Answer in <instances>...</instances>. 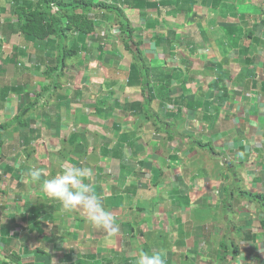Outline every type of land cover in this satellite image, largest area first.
Segmentation results:
<instances>
[{
  "label": "crops",
  "instance_id": "0c3cea01",
  "mask_svg": "<svg viewBox=\"0 0 264 264\" xmlns=\"http://www.w3.org/2000/svg\"><path fill=\"white\" fill-rule=\"evenodd\" d=\"M13 1L0 0V264H136L141 249L166 264H264V0H95L115 12L92 15L71 58L24 35ZM117 9L143 41L138 74ZM50 65L63 81L45 98ZM70 164L91 170L117 233L41 190Z\"/></svg>",
  "mask_w": 264,
  "mask_h": 264
},
{
  "label": "trees",
  "instance_id": "16d2710c",
  "mask_svg": "<svg viewBox=\"0 0 264 264\" xmlns=\"http://www.w3.org/2000/svg\"><path fill=\"white\" fill-rule=\"evenodd\" d=\"M94 1L14 0L13 4L16 6V14L20 19V31L24 35L37 41L51 40L54 43L55 50L58 49V55L71 58L77 56L79 49L75 46L68 47L69 40L75 39L79 35L92 36L96 33L98 23L92 15H96L101 10L107 13L115 12V7L112 4L106 2L95 3ZM116 16L120 19L124 28V30L120 28L122 41L124 42L122 43L132 56L133 62L130 70L132 73L138 74L146 62V57L140 48L143 41H133V36L125 29H129L130 23L125 22L126 19L121 10H116ZM130 41L133 43L131 44ZM61 64H63L62 61ZM44 91L43 88L42 92ZM172 93L173 90H170L168 93L169 98ZM40 95L42 94H38V96ZM154 97L156 96H149L152 99ZM148 101L151 103L152 100ZM138 107L142 109V104H137L136 108ZM27 116L28 113L24 109L14 118L15 121L13 122L19 126L24 125L25 121L28 120ZM0 128H4V126L2 125Z\"/></svg>",
  "mask_w": 264,
  "mask_h": 264
},
{
  "label": "clouds",
  "instance_id": "9594fccd",
  "mask_svg": "<svg viewBox=\"0 0 264 264\" xmlns=\"http://www.w3.org/2000/svg\"><path fill=\"white\" fill-rule=\"evenodd\" d=\"M91 170L87 167L70 164L51 178L43 179L41 190L50 199L60 203L66 211L82 210L88 222L105 234H115L119 225L112 212L107 210L102 197L97 194L90 182ZM26 175L33 182H40L44 170L33 167ZM136 264H166L165 257L159 252H148L141 249Z\"/></svg>",
  "mask_w": 264,
  "mask_h": 264
},
{
  "label": "rangeland",
  "instance_id": "374dc122",
  "mask_svg": "<svg viewBox=\"0 0 264 264\" xmlns=\"http://www.w3.org/2000/svg\"><path fill=\"white\" fill-rule=\"evenodd\" d=\"M222 1V4H224L225 2L227 3H230L231 1H228V0H221ZM241 1V0H240ZM192 2V1H191ZM236 2V3H235ZM239 2V0H234L233 3H235L237 5V3ZM244 6H239L237 7L240 11L243 10ZM171 33L168 35V40L170 42V44H172L173 46H176L178 43L182 42L183 40L185 39H182L183 38V33H181V31L178 30V28H173L171 29ZM120 40H122V36L120 35ZM218 47V45H216ZM21 61H24V62H27V60L25 58H20ZM28 63V62H27ZM48 73L50 75H52L53 79L52 81H46V82H42V85H44V89L46 90V96L45 98H47L48 96V93L51 91L52 93H54L57 89H59L62 84L60 83L61 81H63V79L61 78V76H57L55 78V75H54V71H53V65H50L49 66V70H48ZM50 83V85H49ZM52 83V85H51ZM39 98V96H38ZM14 123V122H12ZM10 125H8L9 127ZM10 127H13V126H10ZM190 210H194V209H190ZM189 210V211H190ZM195 213V216H194V220L196 221V218L199 214H197L196 212ZM192 213L190 212V220H192ZM193 221V220H192ZM178 233H180V227L178 228ZM170 230L167 232V234H169ZM156 234V233H155ZM160 235H162V233H159L158 237L160 238ZM165 236V234H163Z\"/></svg>",
  "mask_w": 264,
  "mask_h": 264
},
{
  "label": "built area",
  "instance_id": "2783aa9c",
  "mask_svg": "<svg viewBox=\"0 0 264 264\" xmlns=\"http://www.w3.org/2000/svg\"><path fill=\"white\" fill-rule=\"evenodd\" d=\"M55 10H57V9H55Z\"/></svg>",
  "mask_w": 264,
  "mask_h": 264
}]
</instances>
